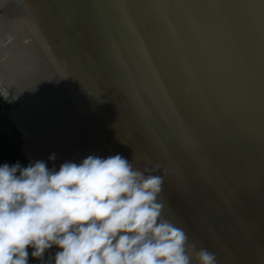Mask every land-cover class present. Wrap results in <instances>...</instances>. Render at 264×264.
I'll return each instance as SVG.
<instances>
[{"label":"water","instance_id":"water-1","mask_svg":"<svg viewBox=\"0 0 264 264\" xmlns=\"http://www.w3.org/2000/svg\"><path fill=\"white\" fill-rule=\"evenodd\" d=\"M0 96L29 163L157 168L189 242L264 264V0H0Z\"/></svg>","mask_w":264,"mask_h":264},{"label":"clouds","instance_id":"clouds-1","mask_svg":"<svg viewBox=\"0 0 264 264\" xmlns=\"http://www.w3.org/2000/svg\"><path fill=\"white\" fill-rule=\"evenodd\" d=\"M156 171L121 154L58 171L44 161L0 165V264H29V249L40 259L53 248L54 264H217L166 217Z\"/></svg>","mask_w":264,"mask_h":264},{"label":"trees","instance_id":"trees-1","mask_svg":"<svg viewBox=\"0 0 264 264\" xmlns=\"http://www.w3.org/2000/svg\"><path fill=\"white\" fill-rule=\"evenodd\" d=\"M12 107L10 101L4 100L0 96V165L5 163L14 165L19 162L22 167H27L29 162L22 154V135L17 128L8 119L7 111ZM57 249L53 248L45 254L43 258H31V249H29V264H54V253Z\"/></svg>","mask_w":264,"mask_h":264}]
</instances>
